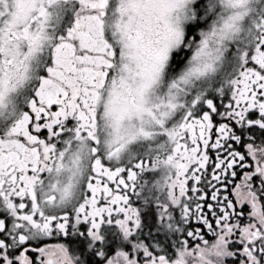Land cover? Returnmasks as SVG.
Returning <instances> with one entry per match:
<instances>
[{"label":"snow or ice","instance_id":"1","mask_svg":"<svg viewBox=\"0 0 264 264\" xmlns=\"http://www.w3.org/2000/svg\"><path fill=\"white\" fill-rule=\"evenodd\" d=\"M0 264H264V0H0Z\"/></svg>","mask_w":264,"mask_h":264}]
</instances>
